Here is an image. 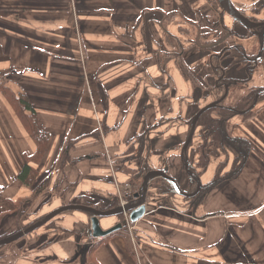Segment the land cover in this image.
<instances>
[{"label": "crops", "instance_id": "0c3cea01", "mask_svg": "<svg viewBox=\"0 0 264 264\" xmlns=\"http://www.w3.org/2000/svg\"><path fill=\"white\" fill-rule=\"evenodd\" d=\"M213 1L0 0V239L42 208L49 213L77 196L118 206L120 184L149 170H166L193 190L182 148L191 115L215 98L209 55L227 44L256 50L253 37L215 48L194 42L197 30L183 16L199 24L205 43L224 33ZM231 1L249 13L261 0ZM179 10L182 17L168 18ZM234 27L241 34L242 25ZM261 86L259 75L224 103L238 105L241 94ZM241 110L248 111L227 125L235 122L231 135L251 146L237 177L204 188L233 167L237 155L222 151L204 171L196 167L204 190L194 197L155 180L146 214L131 226L94 239L90 216L66 211L0 246V264H264V97ZM205 139L198 126L188 153ZM26 164L36 174L31 184L19 177ZM44 176L51 181L42 189ZM57 176L68 193L54 190ZM119 218L100 224L108 229Z\"/></svg>", "mask_w": 264, "mask_h": 264}, {"label": "water", "instance_id": "95a60500", "mask_svg": "<svg viewBox=\"0 0 264 264\" xmlns=\"http://www.w3.org/2000/svg\"><path fill=\"white\" fill-rule=\"evenodd\" d=\"M219 4L222 10L224 11V13L232 17L234 21L241 24L245 28L253 31L255 34L257 32L256 28H259L262 25H264V23H257V22L252 21L249 17L243 14L241 10L237 8L231 0H219ZM257 35L260 40V46H261L260 56H261L263 49H264V28L260 32H258ZM196 41H197V44L203 48H212L213 46L218 45V44L207 45V46L202 45L199 40V32H198ZM220 101L221 100L210 102L209 104L202 107L194 115L192 124H191L190 133L182 148L185 172L187 173L189 178L195 181L197 184V187L193 192L184 191L179 186L178 182L170 174H168L166 170H155V169L149 170L143 178V183H142L141 188L139 189V191L133 194V199L131 201H127L125 204H120L117 207L106 209V210L97 208L95 206L87 205V204H81V203L67 204V205L61 206L47 213L42 219L34 222L33 224H30L24 229L17 231L15 234L1 238L0 246L10 244L26 235H29L30 233L34 232L35 230L45 225L47 222L52 220L57 215L63 212H66V211H81V212H85L89 214L90 215V227H91L90 233L92 237L93 238L106 237L107 235L113 232L119 231L123 229V227L127 226V221L118 222L108 229H103L100 224V219L103 217L120 216V215L127 214L129 215V220L132 223L137 222L147 212L148 191H149L151 181L154 180L155 178H163L165 180H168L169 182L173 184L176 192L184 197H187V198L194 197L202 190L204 185H203V182L200 176H198L193 171H191L190 164H189V158L185 153L187 152L188 147L193 140V136H194L199 118L208 110L219 106ZM245 112L246 111H240V113L242 114H244Z\"/></svg>", "mask_w": 264, "mask_h": 264}, {"label": "flooded vegetation", "instance_id": "af4514ba", "mask_svg": "<svg viewBox=\"0 0 264 264\" xmlns=\"http://www.w3.org/2000/svg\"><path fill=\"white\" fill-rule=\"evenodd\" d=\"M210 1L212 2L213 0H210ZM213 3H215V6L221 10V15H220L221 24L223 25V29H224V33L222 37H219V38L217 37L215 40L210 38L205 43L204 41L205 36L204 37L202 36V31H201L199 24L197 22H194L184 17L183 13L180 10L170 12L169 13L170 16H168V18L171 19L174 17L175 14H179V12H181L182 13L180 14L181 17L183 16V18L187 20L189 24L195 27V29L197 30V35L194 38V42H196L197 44L196 39H197L198 32H199L200 43L204 46L218 44L216 46H213V48H215L223 44L226 40L228 41L230 38H234V37H239V38L243 37L245 39L253 37L255 39L256 50L254 51L252 50L251 53L244 50L239 44H233V45L227 44V46H224L221 49H219L217 52H212L209 55L208 62H209L211 69L214 72V90L213 91H214L215 98L213 102L217 100H221L219 103V106L217 107H221V106L235 107L237 106L236 105L237 103H235V105H230V104L227 105L224 103V101L228 98L229 94H231L234 91V89H242L243 87H245L248 83H250V81L254 77L256 78L260 75L264 78V49L260 56L261 46H260L259 37L257 35V33L260 32L264 28V25H262L259 28H256L257 30L256 34L253 31L242 26L243 30L240 34L239 32L236 31L234 27V25H236L237 22L234 21L232 17L230 18L234 24H232L231 26H227L225 24L224 16H227V14L224 13V11L222 10L219 4V0H214ZM241 12L245 14L247 17H249L254 22L264 23V6L263 5L259 4L257 7L249 11V13L246 12L245 10H241ZM165 21H167V18H165ZM209 34L213 35L211 33ZM218 35L219 34H217V36ZM214 36H216V34H214ZM228 70L232 71V73L236 74V76L229 77ZM251 95H252L251 103L248 108L252 107L258 100L264 97V87L262 86L255 87L251 89L250 91H248L247 93L241 94L238 98L239 99L238 102L243 101L248 96L251 97ZM185 154L188 156L189 154L188 151ZM160 170H163V169H160ZM157 179H161V178H155L151 182ZM194 189H196L195 186H194ZM132 199L133 197L128 199V201H131ZM121 220L122 218H119L118 222H122Z\"/></svg>", "mask_w": 264, "mask_h": 264}, {"label": "trees", "instance_id": "16d2710c", "mask_svg": "<svg viewBox=\"0 0 264 264\" xmlns=\"http://www.w3.org/2000/svg\"><path fill=\"white\" fill-rule=\"evenodd\" d=\"M259 4L264 6V0H261ZM19 101L25 103L28 107L27 100L25 98H21V100L19 99ZM214 110L218 111V117H214L211 115V113ZM240 110L241 108H239V105L235 107L221 106L218 107V109L212 108L207 112H205L197 122V126H202V129L206 131V139L203 140L202 144H200L197 148H195V150H190L188 154L190 169L194 173L199 175V173L196 171L197 170L196 167L198 166L202 167V171H204L207 168V165L210 161V156L217 157L219 155L220 149L224 150L225 148H228L237 155L230 172L221 176L219 171V173L215 175V178L212 180V182L210 184H207L204 188L215 186L218 183L224 181L225 179L237 177L241 172L244 163L249 156V152L251 149L250 143L243 138L230 136L227 130L229 119L234 115H236V113H238ZM27 120L31 121V118L28 117ZM188 123L191 125L192 119ZM35 125H36V121L32 123L31 127H34ZM209 138L210 140L208 141ZM192 143L193 142H191L190 144V148L193 145ZM196 152L200 153L199 156L200 158L198 160V163L196 162V158H195ZM222 169L223 167L220 166L219 170ZM32 170L33 167L32 166L30 167V165L26 164L24 166L23 172L19 174V177L23 179V181H25V183L27 184H31L35 178L36 175L35 173L29 175V173ZM169 184H170L169 190L173 193H176L174 186L170 182ZM203 190L204 189H202V191ZM111 206H114V204ZM104 209H108V208L104 207ZM120 217L124 219L123 215H121ZM40 219H42V217ZM34 222H31L30 224H33ZM87 229H88L87 234L90 235V225L87 226Z\"/></svg>", "mask_w": 264, "mask_h": 264}, {"label": "rangeland", "instance_id": "374dc122", "mask_svg": "<svg viewBox=\"0 0 264 264\" xmlns=\"http://www.w3.org/2000/svg\"><path fill=\"white\" fill-rule=\"evenodd\" d=\"M204 94V96H203V101H204V99H205V94L206 93H203ZM251 98H252V95H251V97L250 96H248V97H246L243 101H241V102H239V107L242 109V108H248L249 106H250V103H251ZM213 102V101H212ZM242 111V110H241ZM192 116V120H193V116L194 115H191ZM191 118V117H190ZM190 118H188V119H190ZM191 120V119H190ZM189 120V121H190ZM233 123H235V122H230V124H229V130H228V133H229V135L230 136H232L231 134V128L232 127H234V126H236L235 124H233ZM198 127V126H197ZM203 130V129H202ZM202 132V131H201ZM197 134H198V130H197V132H196ZM196 142V146L198 147V145H197V143H198V140H196L195 141ZM202 144V143H201ZM135 146L136 145H138V144H134ZM193 150H195V146H193ZM65 151H68V148L67 149H65ZM222 151H225V153H230L231 152V150L230 149H228V148H225L224 150H219V153L220 152H222ZM223 154V153H222ZM234 154V153H233ZM222 156H225V155H222ZM114 162V160L112 159L111 160V162ZM121 168H123V165H121L120 166ZM60 176V175H59ZM59 176H57L56 178H57V181L54 183V185H53V187H54V190L55 191H57V193H63V194H66V193H68V191L66 190V188H64V185H62V187H61V178L59 177ZM50 181H51V177L50 176H44V178L42 177V178H40V183H41V187L40 188H42V189H45L46 187H48V185H49V183H50ZM130 181H132V182H125V183H123V184H120L121 182H117V183H119L120 184V186H119V190H118V194H116V195H119V198H120V202H122V201H125L126 199L124 198V197H126L127 199H130V198H132L133 197V192L135 193V192H137V191H139V189L141 188V186H142V183H143V179L141 178L140 179V181L139 182H137L136 180H130ZM161 180H159V179H157V181H156V183L155 184H157L156 186H164V185H161V184H158L157 182H160ZM178 182V181H177ZM39 183V184H40ZM179 184V183H178ZM219 184V183H218ZM169 186H170V184H168ZM62 188V192H61V189ZM164 188H168L167 186H164ZM170 188V187H169ZM194 189V188H193ZM189 192H191V191H189ZM121 193H123V194H125V196L123 197L122 195H121ZM90 194V193H89ZM57 196H59L58 194H57ZM89 198H87V196L85 195V197H80V196H77V197H75V201L74 202H70V203H67V204H73V203H81V204H89V205H92V206H95V207H97V208H100V209H104V207H107V208H110L111 207V205H113L114 204V206H115V204H117V202H114V200H109V199H107L106 197H101L100 195L99 196H97L98 198H97V200H101V202H99V201H97V200H94L93 199V201H91L90 200V198H92V197H90V196H88ZM117 197V196H116ZM118 198V197H117ZM157 198V197H156ZM89 199V200H88ZM103 199H107V201L105 202V200L103 201ZM66 204V205H67ZM154 205V204H153ZM119 206V205H118ZM115 207H117V206H115ZM45 210H44V208H42V210L40 211V212H36V213H34L33 214V216H32V218H37V219H35V220H33V221H31L30 220V218H28V221L26 222V224L24 225V226H19L20 228L19 229H17V230H15V229H13V230H10L9 232H8V235L7 236H10V235H13V234H15L18 230H21V229H24L25 228V226H27V225H29L31 222H34V221H36V220H38V219H40L41 217L43 218L47 213H45ZM103 218H110V217H103ZM31 221V222H30ZM122 222L124 221V219L122 218V220H121ZM17 225V224H16ZM53 227V226H52ZM81 229V228H80ZM86 229H87V227H86ZM84 230H85V227H84ZM88 230V229H87ZM78 231H80V230H78ZM80 232H84L85 233V231H80ZM33 233V232H32ZM132 233L134 234V231H132ZM31 234V233H30ZM26 236H28V235H26ZM6 237V236H5ZM25 237V236H24Z\"/></svg>", "mask_w": 264, "mask_h": 264}]
</instances>
